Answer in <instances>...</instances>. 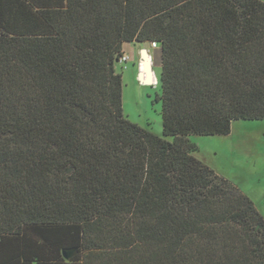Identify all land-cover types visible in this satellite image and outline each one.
<instances>
[{
  "label": "trees",
  "instance_id": "1",
  "mask_svg": "<svg viewBox=\"0 0 264 264\" xmlns=\"http://www.w3.org/2000/svg\"><path fill=\"white\" fill-rule=\"evenodd\" d=\"M152 42L162 137L116 71ZM262 120L260 0H0V264H264L263 216L189 141Z\"/></svg>",
  "mask_w": 264,
  "mask_h": 264
},
{
  "label": "rangeland",
  "instance_id": "2",
  "mask_svg": "<svg viewBox=\"0 0 264 264\" xmlns=\"http://www.w3.org/2000/svg\"><path fill=\"white\" fill-rule=\"evenodd\" d=\"M124 49L122 57L126 56L127 61L120 59L116 64L122 76L123 116L162 137L161 103L156 100L161 92L160 49L150 50L148 44L137 43L125 45ZM142 49L151 52L150 85L138 80ZM189 141L197 148L193 156L247 195L264 218V120L235 121L226 136H190Z\"/></svg>",
  "mask_w": 264,
  "mask_h": 264
},
{
  "label": "water",
  "instance_id": "3",
  "mask_svg": "<svg viewBox=\"0 0 264 264\" xmlns=\"http://www.w3.org/2000/svg\"><path fill=\"white\" fill-rule=\"evenodd\" d=\"M147 49H142L140 51V57H141V60L143 61V68H144V72L146 74V78L144 80H142V74L139 73L138 75V80L141 82V83H144V84H147V85H150L151 84V81H152V73H153V70H152V65L149 61V58L147 56ZM74 255V252L73 251H63L62 252V256L65 260H69L72 256Z\"/></svg>",
  "mask_w": 264,
  "mask_h": 264
},
{
  "label": "built area",
  "instance_id": "4",
  "mask_svg": "<svg viewBox=\"0 0 264 264\" xmlns=\"http://www.w3.org/2000/svg\"><path fill=\"white\" fill-rule=\"evenodd\" d=\"M158 48H159V47H158V44L155 43V42H152V43L149 45V49H150V50H155V49H158ZM121 61H122V62H126V61H127V57H126V56L122 57V58H121ZM140 68H141V64L139 65L138 69L140 70Z\"/></svg>",
  "mask_w": 264,
  "mask_h": 264
},
{
  "label": "bare ground",
  "instance_id": "5",
  "mask_svg": "<svg viewBox=\"0 0 264 264\" xmlns=\"http://www.w3.org/2000/svg\"><path fill=\"white\" fill-rule=\"evenodd\" d=\"M150 53H151L150 51H147V56H148L149 61H150L151 65H152V59H151V55H150ZM140 62H141V68H140V70H139L138 73H141V74H142V80H143V77H144V75H145V72L142 73V68H143L142 60H141Z\"/></svg>",
  "mask_w": 264,
  "mask_h": 264
},
{
  "label": "crops",
  "instance_id": "6",
  "mask_svg": "<svg viewBox=\"0 0 264 264\" xmlns=\"http://www.w3.org/2000/svg\"><path fill=\"white\" fill-rule=\"evenodd\" d=\"M125 45H129V46H131V44H124V45H123V52H125V49H124V46H125ZM159 49H160V48H159Z\"/></svg>",
  "mask_w": 264,
  "mask_h": 264
}]
</instances>
